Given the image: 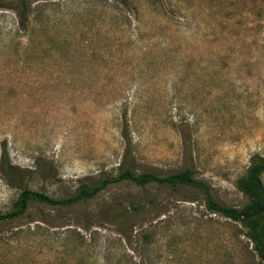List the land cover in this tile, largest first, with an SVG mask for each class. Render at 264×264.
<instances>
[{
	"label": "rangeland",
	"instance_id": "rangeland-1",
	"mask_svg": "<svg viewBox=\"0 0 264 264\" xmlns=\"http://www.w3.org/2000/svg\"><path fill=\"white\" fill-rule=\"evenodd\" d=\"M124 127L137 172L190 167L245 205L264 156V0H0V158L33 171L25 185L62 198L116 175ZM18 195L0 171V213ZM246 230L204 189L121 182L1 221L0 264H264Z\"/></svg>",
	"mask_w": 264,
	"mask_h": 264
},
{
	"label": "trees",
	"instance_id": "trees-1",
	"mask_svg": "<svg viewBox=\"0 0 264 264\" xmlns=\"http://www.w3.org/2000/svg\"><path fill=\"white\" fill-rule=\"evenodd\" d=\"M123 1L127 2L128 0ZM22 3L24 6L26 0H22ZM24 12L28 15V10ZM123 137L127 145V153L120 171L116 175L103 173L96 179L82 181L75 193L62 198L52 197L43 191L27 187L25 181L33 171L15 166L6 154L1 156L0 171L12 186L19 189V195L10 211L0 213V222L22 217L29 209L31 202L43 203L56 208L71 207L87 202L110 186L121 182H131L142 187L150 184L172 188L194 187L207 192V207L211 212L240 222L247 229V237L264 261V182L262 180L264 156L259 154L252 156L246 174L241 178L239 184L240 188L247 193L249 201L242 207H236L222 203L210 195L208 184L197 178L195 171L190 167L163 175L153 171L137 172L129 165L127 159L128 154L132 151V140L127 127L123 129ZM35 172L40 173V167H37ZM146 237H149V234H146ZM128 262L126 264H131ZM120 264L122 263L120 262ZM134 264L139 263L135 262Z\"/></svg>",
	"mask_w": 264,
	"mask_h": 264
}]
</instances>
